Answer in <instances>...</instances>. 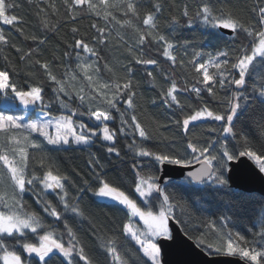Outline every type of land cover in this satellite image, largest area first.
Returning <instances> with one entry per match:
<instances>
[{
	"label": "trees",
	"instance_id": "16d2710c",
	"mask_svg": "<svg viewBox=\"0 0 264 264\" xmlns=\"http://www.w3.org/2000/svg\"><path fill=\"white\" fill-rule=\"evenodd\" d=\"M89 2L99 5V0H89ZM205 2L210 7L212 15L217 17H220L221 14L231 15L243 27L253 32L259 31V25L256 23L259 13L256 9L264 5V0H205ZM8 3L14 5L12 9L8 10L9 14L17 16L18 20L15 23L19 29L23 30V34H21L17 27L0 23V32H3L6 39L10 41L7 46L0 45V70L7 68L10 73V81L16 83L22 90H28L30 86H41L44 89L45 103H48L53 96L51 81L48 80L43 69L36 64V58L25 62L19 61V53L16 52V47L13 45L23 48L24 51L38 47V58L41 62L50 64L51 71L58 79L65 81L68 91L74 97L81 88L86 93L94 95L92 87L95 85L90 87L89 82L84 79L81 70L77 67L75 53L70 60L64 56L65 51H72L69 45L73 44L76 38L84 39L90 45L95 46L102 57L98 61L101 67L98 79L102 82H112L117 78H122L121 82H124L127 79V74L121 71V64L118 61L124 63L131 61V66L135 71L133 83L137 84L138 82L135 97L137 116L146 130L154 137L152 141L146 142L150 146L166 143L179 144L185 135L182 129V120L186 115L192 114L203 106L201 100L197 99L196 93L191 91L193 87H205L202 83V74L197 75L191 64L188 63L189 60H207L209 57L223 60L226 57L219 56L221 51L231 53L242 46H248L250 49L253 41L256 42L259 39L258 35L249 37L247 32L240 29L229 36L211 26H205L202 23L203 15H196L203 7L201 0H109L110 7L106 10L109 13L107 21L104 19L103 10L100 11V15H96L95 12L89 10L87 4L76 6V10L70 12L67 0H8ZM128 3H133L136 7L135 14L127 11ZM157 3L161 5L159 13L154 11V5ZM99 7L103 9L102 5ZM186 8L189 11L188 17L183 15ZM150 14L153 15L156 24L154 29L143 24V19ZM173 19L178 21V24L173 25ZM116 20H120L121 23L117 24ZM124 20L130 21L132 27L124 25ZM189 20L192 21L191 27H188ZM45 22L48 24L47 28L44 26ZM93 24L105 29L106 46L98 45L93 40V37L100 35L96 28L92 27ZM73 27L78 29L75 34L71 31ZM141 33L146 36L143 46L136 43ZM153 34L164 35L167 42L173 44V49L170 51L176 57L175 61L168 60L162 55L164 42L153 40ZM33 35L45 39V43L40 45L38 40L34 41L31 38ZM141 51L144 59H156L158 64L136 65L135 59L141 57ZM196 52H200L201 57H195ZM81 55L87 54L81 50ZM91 59L95 58H90L89 62ZM105 62L113 67V73L104 69ZM149 71L153 72L152 77L148 76ZM209 71L215 74L218 70L210 68ZM71 74H75L77 79H71ZM262 79H264V59L257 57L253 65L250 66L246 86L241 89L248 97L247 103L238 110V117L235 119L237 127L243 128L254 138L264 137V100L257 97V93L253 91L254 86L259 87ZM154 80L155 86H153ZM173 80L180 90L177 95L184 106L183 111L176 108L175 105L173 106L175 111L163 106L161 94H166ZM216 89L220 91L218 85ZM9 90L11 94V88ZM228 94L230 95V93ZM62 99L66 100L67 97L62 96ZM202 99L209 100L206 92L202 93ZM153 100H156V104L152 103ZM210 103L213 106L216 105L215 100H211ZM241 103L244 104V101ZM78 104L79 101L76 100L72 106L77 107ZM26 111L17 106L5 108L1 106L0 98V112L23 115ZM36 111L43 112L40 105L35 106L28 116L33 117ZM61 115H70V113L60 109L58 104L49 110L50 117ZM115 115L114 121L106 123L110 129L118 132L119 114ZM73 119L89 124L95 129V125L90 124L86 115L73 117ZM177 119L181 121L179 128L175 124ZM220 123L223 122L211 120L193 122L189 126L190 136L188 138L215 140L217 134L208 131L206 125L216 126ZM93 139L95 142L85 147L73 146L70 151L54 153L60 170L71 175L79 188L86 189L87 187L81 177L96 184L97 182L92 180V173L88 166L89 153H93L105 165L104 172L107 174L108 181L118 186L130 198L137 200L138 205L144 208L145 206L142 205V201L135 192V181L138 178L133 165H140L143 168L141 174L145 177L150 174V170L140 163L142 159L147 160V158L135 157L134 150L129 148L132 137L118 134L115 138L116 147L121 153L119 157L114 153H107L106 149L100 146L107 142ZM136 140L138 142L140 140L138 134ZM223 143L230 148L236 145V141L232 140L231 136H228ZM46 147L51 148V146ZM12 148L14 147H11L6 139L0 138V154L8 155L9 159H12L14 155ZM28 152L30 158L27 174L29 177L33 173L41 175L42 157L45 154L31 148L28 149ZM193 164L195 163L193 162ZM158 168L157 165L156 176ZM77 172H79V176ZM11 185V174L4 167L3 161H0V197L3 198L0 199V210L8 211L4 207L5 202L9 207L13 205L16 208L20 207L19 203L13 199ZM68 188L69 202H76L75 198L80 197V207L85 210L89 219L80 220L74 213L65 211L58 197L52 191L43 192L42 198L49 199L63 214V218L77 231L86 252L93 260V264H112V257L106 251V245L111 241H115L117 254L120 255L123 264H143L144 261L151 264L139 251V247L129 237L125 238L124 236L123 225L128 223L126 209L115 203L97 200L90 191H78L77 188L70 185ZM36 189L42 191L39 184H36ZM161 189H166V194L170 196L171 203L174 205V217L180 218L179 222L175 218L173 220L181 228L182 233L195 244L194 237L203 238L206 242L219 243L221 235L226 240L227 236L231 234L234 243L238 246L247 247L250 251L252 248L264 251V241H261L259 236L264 231L263 197L255 193L247 194L235 190L229 184L223 187L216 186L210 181L194 184L188 183L186 180H179L168 182L161 186ZM162 199L160 197L161 202ZM152 205H155L154 214L159 212V202L153 200ZM33 210L40 213L47 224L51 225L54 218L43 213L42 207L37 204L36 197L31 191L25 192L23 194V212L30 213ZM133 222L135 221L133 220ZM56 227L58 232L65 231L62 222H57ZM97 230L98 237L93 236L92 232ZM237 235L244 239L237 241ZM29 237L38 243V238L31 232H29ZM5 241L9 242L10 248L15 244L12 238L5 237ZM65 243H67L66 240ZM196 246L203 249V246L197 244ZM16 250L22 252V247L17 246ZM205 252L209 256L227 255L226 252L217 254L213 249H208ZM228 256H235L252 264L246 258L240 257L238 253ZM61 260L63 257L57 254L53 264H59ZM0 264H3L2 260H0ZM258 264H264V257L258 258Z\"/></svg>",
	"mask_w": 264,
	"mask_h": 264
},
{
	"label": "snow or ice",
	"instance_id": "6c2138e0",
	"mask_svg": "<svg viewBox=\"0 0 264 264\" xmlns=\"http://www.w3.org/2000/svg\"><path fill=\"white\" fill-rule=\"evenodd\" d=\"M69 11L74 12L76 6L88 5L89 10L100 15V11H104V19L108 20L109 13L106 11L110 5L109 0H99V5L90 3L89 0H67ZM203 7L197 12V16L203 15L202 23L205 26H211L214 29H226L230 32H236L240 29L247 32L249 37L258 35L259 43L252 46H242L233 52L219 53L220 57H226L223 60L209 57L207 60H189L192 68L197 75L202 74V83L204 88L193 87L191 91L196 93L197 99L201 100L202 107L195 110L192 114H188L182 120V129L185 133L179 144L166 143L161 145H148L146 142L152 141L154 137L146 130L137 116V105L135 97L137 95V84L133 83L135 79V71L131 66V61L121 64V71L127 74V79L121 82L122 78H117L112 82L100 81L98 79L101 73V67L98 63L102 57L95 46L90 45L89 42L81 38H76L73 44L69 45L72 51H65L64 56L67 59H72L75 53V60L78 62L77 67L81 70L85 80L89 82L92 87V93H86L83 88L76 93L75 97L68 91L65 81L58 79V77L51 71L48 62H41L39 57V48H32L29 51H24L23 48L16 47V52L19 53V61L25 62L36 58V64L43 69L49 81L52 84L53 96L45 103L44 89L39 86H30L28 90H22L16 83L10 81V73L5 68L0 70V92L5 93L4 98L7 99V90L11 88V94L19 101L25 108L40 105L43 111V117L49 116V110L53 109L54 105L59 106L62 110H67L70 115H61L58 118L52 117L44 120H34L23 122L22 116H15L0 112V138L6 139L9 144H16L18 147L13 148V157L9 159L8 155L0 154V161H3L4 167L7 168L8 173L11 174L13 199L16 200L20 207L16 208L14 205L9 207L5 202L4 207L8 211L0 210V260L3 264H53V260L57 258V254L63 257L59 264H93V260L86 252L83 242L80 240L77 231L70 226L69 222L63 218V214L58 211L57 207L47 199L42 198L43 192L51 190L52 193L58 197L59 202L63 205L65 211L74 213L80 220L89 219L85 210L80 207V197H76V202L70 203L69 188L72 186L78 191H90L97 198H108L111 201L117 202L127 209L128 223L123 225V233L125 238L131 234V239L139 246V251L143 252V256L151 261V264H159V248L156 243L152 242L155 238H169L168 225L171 219L175 218L179 222V217H174V205L171 203L170 196L166 194V189H161L157 182L160 178L155 175L157 165H174L181 168L190 169L193 162L200 165L195 171H188L186 181L188 183L203 184L210 181L216 186H226L228 184V176L226 175L229 168V161L236 160L237 153L239 158H249L258 166L261 174H264V137L254 138L249 135L243 128H238L235 119L238 117V110L246 105L248 97L241 91L246 86V78L250 74V66L253 65L257 57L264 59V5L260 6L258 11L259 16L256 18V23L259 25V31L253 32L237 21L231 15L220 17L214 16L210 12V7L201 0ZM14 7L13 4L8 3V0H0V23L3 25H12L17 27L18 31L23 30L18 28V18L16 15L9 14L8 10ZM127 11L135 14L136 7L133 3L127 4ZM154 11L159 13L161 5L155 4ZM183 15L189 16V11L186 8ZM113 19H115L113 17ZM120 24V20H116ZM173 25L178 24V21L173 19ZM124 25L132 27L130 21L124 20ZM143 24L154 29L156 27L154 17L152 14L143 19ZM45 28L48 27L45 22ZM192 26V21H188V27ZM96 31L100 33L99 36L93 37V40L98 45H105L107 36L105 29L98 27L96 24L92 25ZM72 33H77L78 29L73 27ZM151 34V33H150ZM34 41L38 40L40 45L45 43L36 35L31 37ZM153 40L164 42L162 55L168 60L175 61L176 57L170 51L173 49V44L168 43L164 35H152ZM146 41V36L141 33L138 36L136 43L143 46ZM9 39H6L3 32H0V45H9ZM81 50L87 55H81ZM131 50V48H130ZM249 50L251 54L249 53ZM195 57H201L200 52L195 53ZM90 58L91 62H89ZM135 64L140 65H157L156 59H144L143 52L141 57L135 59ZM15 66V65H13ZM210 68H215L218 71L213 74L209 71ZM104 69L109 73H113V67L105 62ZM148 76L152 77L153 72L149 71ZM71 79H77L75 74H71ZM167 79V77H166ZM219 90L217 91L216 86ZM155 86V80L153 81ZM234 86V87H233ZM177 84L175 80L172 81L171 87L168 91L162 93L163 106L167 109L176 108L184 110V106L178 99ZM255 93L261 99H264V79L260 81L259 87L253 88ZM206 92L209 100L202 99V93ZM230 93V95L228 94ZM62 96L67 99H62ZM78 100L77 107H73V103ZM215 100L216 105L213 106L210 101ZM244 101V104L241 103ZM156 104V100L152 101ZM123 105V107H121ZM175 111V109H173ZM118 113L119 129L118 132L110 129L108 123L116 119ZM87 116L90 124L95 125V129L83 122H78L73 119L77 116ZM130 118V119H129ZM211 120L214 122H223L216 126L206 125L208 131L215 132V140H199L190 139L189 126L193 122H200ZM175 124L179 128L181 121L175 120ZM49 129H54V133ZM77 129L79 131H77ZM36 133L42 140L33 138L32 134ZM131 136L132 140L129 148L134 150L135 157L147 158L141 160V164L149 168L150 174L147 177L141 173L143 168L140 165L134 164L136 169L135 192L138 193L142 205H138L137 200L130 198L124 191L116 185L111 184L107 179V174L104 172L105 165L101 163L100 159L93 153H89L88 166L92 173V180L96 184L90 183L88 180L81 177L82 182L87 186L79 188L75 179L60 170L58 161L54 153L70 151L74 145L84 146L102 140L107 142L100 146L105 148L107 153L115 154L117 157L121 155L116 147L117 135ZM138 134L140 140H136ZM228 136L236 141L235 147H231L223 143ZM46 146H51L48 148ZM31 148L37 152L45 154L42 157L41 169L42 174L37 175L33 173L30 177L27 174L29 168V152ZM75 170V169H74ZM79 176V172H77ZM119 180V178H117ZM122 182V181H121ZM36 184L41 185L42 191H37ZM146 185V187H145ZM31 191L36 197V202L39 204L43 213L53 217L51 225L47 224L44 217L32 211L30 213L23 212V194ZM162 197V202L160 201ZM0 199H3L0 197ZM159 202V212L154 214L155 205L152 201ZM134 217H138L142 221L144 229H137L133 231L132 224ZM57 222L63 223L64 232H58L56 227ZM29 232L38 238L39 243H36L29 237ZM44 234L41 235L40 233ZM139 233V235H137ZM93 236L98 237V230L92 232ZM260 240L264 241V231L260 234ZM5 237L12 238L15 244L9 247V242L5 241ZM141 237H144L143 239ZM198 246H203V249H213L215 253L226 252L227 255L238 253L240 257L246 258L252 264H258V258L264 257V251H259L252 248L251 251L247 247L238 246L233 241V237L229 234L225 240L224 236H220L219 243L206 242L205 239L194 237ZM244 239L237 235L236 240ZM65 240L67 243H65ZM22 247V252H18L16 247ZM106 251L112 257V264H123L120 255L117 254V247L115 241H111L106 245ZM27 254V255H24ZM212 254V253H209ZM38 258V259H37ZM143 264H147L146 261Z\"/></svg>",
	"mask_w": 264,
	"mask_h": 264
},
{
	"label": "water",
	"instance_id": "95a60500",
	"mask_svg": "<svg viewBox=\"0 0 264 264\" xmlns=\"http://www.w3.org/2000/svg\"><path fill=\"white\" fill-rule=\"evenodd\" d=\"M219 32L232 36L233 32L218 29ZM226 175L231 188L247 194L255 193L264 198V174H261L254 161L245 157L229 161ZM157 182L159 187L168 182L186 180L188 171H195L200 165L192 164L190 169L174 165H158ZM207 182V181H206ZM169 238H158L157 246L160 250L161 264H248L246 261L228 255L209 256L203 249L188 239L177 223L171 219L168 225Z\"/></svg>",
	"mask_w": 264,
	"mask_h": 264
},
{
	"label": "rangeland",
	"instance_id": "374dc122",
	"mask_svg": "<svg viewBox=\"0 0 264 264\" xmlns=\"http://www.w3.org/2000/svg\"><path fill=\"white\" fill-rule=\"evenodd\" d=\"M259 43V39L255 42V44H258ZM248 54H251V52L249 51V53ZM10 89V88H9ZM7 90V96H8V98L7 99H5L4 98V96H5V93H3V92H0V98H1V106H3V107H5V108H8V107H15V106H17L18 108H21V109H25V110H27L26 112H24V114L23 115H15V116H22L23 118H24V120H23V122H29V121H34V120H40L42 117H43V112H41V111H36L35 112V114H34V116L33 117H29L28 116V114H29V112L30 111H33L34 110V108H35V106H29V107H27V108H25L23 105H21L20 103H19V101L18 100H16L15 99V97H13L11 94H10V90ZM257 97H259L258 96V93H257ZM260 98V97H259ZM261 99V98H260ZM262 100H264V99H262ZM38 105V104H37ZM36 105V106H37ZM14 115V114H13ZM59 116H57L56 118H58ZM49 118H52V117H50V116H48V117H43V119L44 120H47V119H49ZM49 131L50 132H53L54 133V129H49ZM77 131H79L78 129H77ZM32 136H33V138H38L39 140H42L43 138L42 137H39L38 136V134H36V133H33L32 134ZM85 146H87V145H84V146H76V145H74V147H85ZM11 147H14V148H16V147H18V145H16V144H14V143H12L11 144ZM12 150H13V148H12ZM256 165V164H255ZM257 166V165H256ZM257 168H258V166H257ZM40 187H41V185H40ZM145 187H146V185H145ZM41 189H42V187H41ZM49 191H51V190H48L47 192H49ZM137 195H138V193H136ZM138 197H139V195H138ZM97 200H100V201H102V200H104V201H107V202H110V203H115V204H118L117 202H114V201H111L110 199H108V198H97V197H95ZM119 205V204H118ZM119 206H121V207H123L122 205H119ZM127 210V209H126ZM156 214H158V212L156 213ZM135 222H133V224H132V229H133V231H136L137 229H144V231H146V228H145V226H144V224H143V222L142 221H139V218L138 217H134V218H132ZM139 223H138V222ZM168 231H169V229H168ZM137 235H139V233H137ZM128 237H129V239L131 240V241H133L132 239H131V234H129L128 235ZM142 239L144 238V237H141ZM160 238H162V237H160ZM157 239L158 238H155L152 242H154V243H156L157 242ZM134 243H135V241H133ZM38 243H39V240H38ZM136 245V244H135ZM138 246V245H137ZM156 246H157V243H156ZM139 247V246H138ZM157 248H158V246H157ZM142 252V251H141ZM143 253V252H142ZM146 259H147V257H145ZM159 264H161V261H160V252H159ZM150 261V260H149ZM3 262V261H2ZM151 262V261H150Z\"/></svg>",
	"mask_w": 264,
	"mask_h": 264
}]
</instances>
